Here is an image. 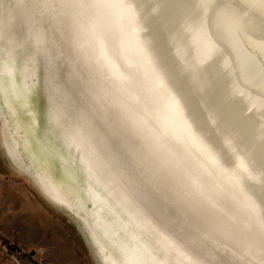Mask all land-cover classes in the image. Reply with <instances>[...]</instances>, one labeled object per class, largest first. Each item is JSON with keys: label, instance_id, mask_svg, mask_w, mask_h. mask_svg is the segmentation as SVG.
Returning <instances> with one entry per match:
<instances>
[{"label": "rangeland", "instance_id": "rangeland-1", "mask_svg": "<svg viewBox=\"0 0 264 264\" xmlns=\"http://www.w3.org/2000/svg\"><path fill=\"white\" fill-rule=\"evenodd\" d=\"M34 1L0 0V77L14 80L13 67L15 94L24 88L40 117L57 109L48 138L61 151L51 154L56 173L80 187L89 207L103 197L115 228L130 225L170 264H264V134L248 116L263 120L264 109L238 106L232 94L229 115L219 85L234 64L218 73L222 51L209 60L195 53L194 15L171 0H41L40 19ZM243 13L264 24L257 10ZM44 24L60 40L52 54L46 44L39 54L26 31ZM55 84L82 88L76 98L95 128L80 124L74 107L67 117ZM1 126L0 264H99L81 218L12 163Z\"/></svg>", "mask_w": 264, "mask_h": 264}, {"label": "bare ground", "instance_id": "bare-ground-1", "mask_svg": "<svg viewBox=\"0 0 264 264\" xmlns=\"http://www.w3.org/2000/svg\"><path fill=\"white\" fill-rule=\"evenodd\" d=\"M33 1L27 0L26 4L33 3ZM35 1L40 6L41 19L43 12V6L39 4L41 0ZM171 1L176 6H180L184 13L194 15V21L190 27L193 38L197 41L194 47L197 49H195V53L208 59V57L210 58L215 53L222 51L218 58L219 63L217 67H214L218 73L221 71L225 73L223 68L224 62L227 63L226 60L234 64L235 74L228 75L225 73L228 78L224 80V83L220 81L221 85H219L223 97L225 96L229 105V115L233 114L232 94L236 96V99L241 100L238 106L246 103L249 108L254 107L255 111L264 109V37L259 38L254 33L256 30L264 34V24L253 13H248L249 16L243 13V11L254 9L264 15V0H240L241 3L248 6L246 10H242L245 8H240L237 3L233 4L231 0H222L221 4L213 11L214 16L211 18L207 13L217 0ZM143 2L146 5L147 1L143 0ZM29 17L33 16L30 14ZM48 27V24L27 26V34L37 46L36 49L39 50V54L44 50L43 44L48 45L51 52L50 48L55 47L54 44L57 41L58 48L60 40L55 35L50 34L52 30ZM57 27L59 29V24ZM60 54L61 51L58 56ZM11 69L14 80L5 83L1 79L2 76L0 77V119L5 152L12 163L21 169L20 171L23 170L30 175L29 177L35 179L36 182L33 181L39 184L42 193L56 206L65 208L72 215L81 218L79 219L80 224L99 264H170L163 254L136 240L138 235L130 225L123 224L120 227L124 228L125 226L126 231L119 232V229L115 228L118 226L116 220L110 222V218H108L109 215H112V209L109 211L103 197H100L102 204L89 207L86 202L87 197L81 192L80 187L65 175L61 177L56 173L57 170L51 164V154L54 155L55 153L56 157L60 159L61 151L49 143V139H52L49 131L55 128L54 116L56 112L53 111H57V109L50 108L45 117L42 114L48 122L46 127L42 125V116L40 117L39 111L34 112V109L28 104L29 102L26 101L24 88L20 87L23 94H15L16 73L13 67ZM50 78H53V74L50 75ZM224 84H229L230 90H227ZM54 88L56 90H53L55 93L53 97L56 99L58 107L65 110L68 118L70 116L74 118L71 109L74 107V115L80 120V124H82L81 121H93L94 128L98 125V121L91 120V116L86 113V108L84 114L83 101L76 98L82 93L80 86L77 85L76 90H70L55 84ZM29 93L38 101L39 93L37 90H31ZM20 97H22V101ZM18 99L19 104L16 103ZM51 102L50 99L49 107L52 106ZM92 113H94L93 110ZM248 116L253 120L257 129L264 134V119L255 120L251 114ZM89 131H91L90 128ZM100 138L102 139V137ZM102 206H105L104 208H107L108 211L103 210ZM198 244L201 243L198 242ZM198 250L200 249L198 248ZM227 264L231 263L228 262Z\"/></svg>", "mask_w": 264, "mask_h": 264}]
</instances>
